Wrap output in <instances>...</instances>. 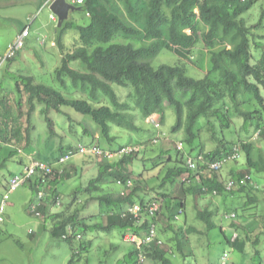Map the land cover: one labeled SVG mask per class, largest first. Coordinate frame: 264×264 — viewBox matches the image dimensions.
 Returning a JSON list of instances; mask_svg holds the SVG:
<instances>
[{
  "label": "trees",
  "instance_id": "16d2710c",
  "mask_svg": "<svg viewBox=\"0 0 264 264\" xmlns=\"http://www.w3.org/2000/svg\"><path fill=\"white\" fill-rule=\"evenodd\" d=\"M258 1L85 0L79 6V10L85 11L89 18L88 24H77L69 18L63 22L62 26L58 27L57 24V44L63 51V56L61 64L55 69L54 74L62 86L66 85V79H70L73 86H78L81 90L88 92L92 100L70 98L52 86L36 82L33 75L20 74L15 78L16 91L21 96L23 93L28 95L30 112L27 114L26 138L30 139L29 143L32 142L30 133L35 130L31 112L36 109V102L45 105L41 113L45 115L50 134L57 135L55 122L49 116V112L51 110L62 112L64 106L74 109L83 116H89L100 129V136L95 139L94 135L82 126L85 134H90L92 140L98 141L97 144L89 146H97L103 151V154L93 156L99 159L100 169L98 175L88 182L84 192L90 195V198H95L98 201L99 205L104 208L103 212L106 216L111 212L117 215L108 216L109 225L104 230L110 232L116 228L123 232L122 236L131 233L143 239L148 234L151 224H156V239L151 242L142 241L141 244L134 242L133 249L125 256L122 264L138 263L141 254L144 255L142 264H148V261L154 264L157 262L159 264H176L170 255L174 256L176 253L185 257L194 255V251L190 248L189 252L185 251V246L188 243V236L192 232L198 231L197 227L174 224L180 214L186 213V196L190 193L195 197L207 194L227 197L238 193H247V202L243 203L244 207L257 209L258 196L251 195V192H258L260 189L254 183L252 175L254 172H264V148L258 147L253 141L232 140L227 136V131L230 134L234 133L232 119L238 116L243 119L246 129L253 127L254 132L261 130L259 139L264 142V95L262 93L264 89V37L255 34L253 30L257 25L249 26L244 17V14ZM263 20L264 7L260 22ZM67 29L76 30L79 33V39L75 49L65 52L64 33ZM187 30H191V32L189 33ZM118 35L143 43L140 46H135L132 42L112 43L107 47L102 45L111 43ZM200 41L204 43L210 54L207 72L203 78L197 79L188 75L183 64H161L158 67H153L151 64V60L157 57L163 49L186 57L187 54L193 52L194 47ZM256 53L260 55V58L255 56ZM15 59L16 57L10 59V62ZM74 62H81L84 71L74 69L72 67ZM193 62L197 63L194 60ZM202 67L203 63L199 68ZM114 84L127 88L133 87V91L129 88L131 95L128 96V99L133 97V105L146 120L153 119L152 117L156 113H160L163 122L166 106H172L177 114V120L172 130L177 132L184 129L186 133L184 143L191 151L197 148V156H201L204 161L199 162V171L194 173L187 165V154H185L183 142L182 149L178 148L177 144L176 158L169 150H167L168 152L159 151L155 155L159 158L148 157V162H152L149 163V166L144 164L145 170L153 171L160 166L167 168L162 182L159 184L160 187L165 184L175 185L186 174L191 184L186 185V181L181 182L178 189L180 198L175 204L167 199V193H160L166 212L160 210L155 215L144 212L140 221L129 213L128 209L135 203L145 206L149 201L139 194L142 181L134 183L129 165L137 158L141 152L139 146L144 143L134 144L130 138V142L127 144L113 146L121 136L114 135L112 131L113 125L130 132L141 131L142 128L135 123L136 115L131 112L134 110L131 109V102L129 100L120 101L119 95L113 87ZM0 88L6 92L3 86ZM178 91L184 95L189 94V96L183 100L179 98ZM101 98H103L102 102ZM8 99H10L9 96L0 95V139L7 144L15 143L14 151L11 153L13 155L14 152H19L15 145L16 139H19V129L16 123L20 114L10 117L11 113L6 107ZM16 103L17 109L22 108L20 99H17ZM214 119L217 122L213 121ZM153 120L155 128H160L161 124L157 119ZM216 124L220 127L221 133H217ZM10 125H12V132L9 130ZM205 128L212 133L211 140L215 143V148L209 152L202 150L201 145L204 144L202 136ZM100 138L111 143L108 149H103L100 146ZM29 143L23 150L27 153L26 158L35 154V149L32 150ZM128 147L133 148L132 152H125L121 158L110 157L106 154V152L117 153ZM75 148L74 145L61 146L59 156L55 159L56 162ZM235 148L240 156L242 153L245 154L246 167L234 173L232 178L236 182L232 188H228L219 171L203 173V170L207 169L211 162L226 160L236 152ZM163 155L167 157L164 159ZM36 158L38 157H34V159ZM40 161L50 165L56 163ZM231 161L235 162L238 159L230 158L229 161H225L223 168ZM168 163L175 164L170 166ZM27 164L28 162L25 163V165ZM63 168H65L64 164L55 166L53 174L55 180L52 181V187H54L53 184L55 187L57 186L59 177L70 179L68 173L61 174L59 172V169ZM197 174L200 176L199 179ZM139 176L143 178V174ZM119 180L126 183L132 181L134 185L129 193H122L123 190H126L124 188L116 192H107L106 184L112 181L115 187H119ZM31 188L34 190L35 185H31ZM54 191L56 192L58 189ZM95 192L96 195H94ZM79 195L80 191L77 190L73 199H78ZM226 199L224 198V200ZM42 211L44 212L43 208ZM218 212L220 213L218 207L217 210L208 208L198 210L197 217L206 223V231L220 227L213 219ZM237 216L236 213L235 217H229V215L225 217L235 219ZM164 218L169 222L168 225L165 224ZM58 223L64 225V229L68 224H71L77 233L78 231L86 233L88 230L100 229L97 223L90 225L74 214H67L66 219ZM232 226L234 229H231L236 231V224L233 223ZM168 227L174 229V236L164 240L159 236V232L167 233ZM220 228L221 232L225 233L224 227ZM247 240L252 241L255 245L259 243L258 237H253L251 232L245 239L239 235L235 239L226 236V241L240 251L244 250ZM66 241L73 245L72 238ZM164 241L169 242L171 247L166 248ZM91 246V241H83L79 247L80 252H86ZM80 252L74 253L68 264L73 263L76 255L81 256Z\"/></svg>",
  "mask_w": 264,
  "mask_h": 264
},
{
  "label": "rangeland",
  "instance_id": "374dc122",
  "mask_svg": "<svg viewBox=\"0 0 264 264\" xmlns=\"http://www.w3.org/2000/svg\"><path fill=\"white\" fill-rule=\"evenodd\" d=\"M263 7L264 0H259L244 14V17L249 26L257 25L253 32L264 37V20L260 22ZM52 14L50 6L44 5V0H0V55L5 54L18 32L26 25H30V35L24 48L19 51L13 62H10V60L4 62L0 69V81H2L0 86H3L6 90V92L0 90V94L7 95L10 98L6 102V107L11 113L10 117L14 114L15 116L20 114L16 123L19 129V139H16L15 146L18 147L19 152L21 151L20 153L14 152L11 156L9 144L0 139V205L3 195L6 193V179L9 180L11 178L12 172L18 171L21 167L24 168L21 163L26 161L27 153L23 152V150L30 142V139L26 138L27 114L30 112L28 95L23 93V96H21L16 91L15 78L20 74L33 75L36 82L52 86L70 98L77 97L92 100L88 92L81 90L78 86H73L70 79H66V85L62 86L55 78L54 72L61 64L63 51L57 44L56 28L58 21L51 18ZM69 20L81 25L89 23V18L86 16L85 11L81 9L71 10L69 12ZM78 39L79 33L76 30L67 29L64 33L65 52L75 49ZM43 41L44 43H42ZM130 42L134 43L135 46H140L143 43L139 40L118 35L111 43L102 45L107 47L112 43L123 44ZM209 56L207 48L200 41L194 47L193 52L189 55L187 54L186 57H181L174 52L163 49L157 57L151 60V64L153 67H158L161 64H183L187 69L188 75L200 79L207 72ZM255 56L260 58L258 53ZM193 60L197 61V63L193 62ZM202 63L203 67L199 68ZM72 67L76 70L84 71V66L81 62L72 63ZM113 87L117 91L120 101L129 100L131 102V109H134L131 112L136 115L135 123L142 128L141 131L130 132L113 125L112 133L121 136L114 142L113 146L127 144L130 142V138H132L131 140L134 144L144 143V145L139 146L141 152L137 155V158L129 165V171L132 172L131 176L134 183L139 180L142 181L139 194L150 202L156 198L162 200L163 197L160 193H167V199L172 204H175L180 198L178 189L183 179L180 178L175 185L165 184V186L160 187L159 184L162 182L167 168L160 166L153 171H148L145 170L144 166V164L149 166V163L152 162H148V157L159 158L155 155L161 150H165V152L169 150L176 158L177 144L179 142L184 143L186 133L184 129L177 132L172 130L177 120L175 109L172 106H166L163 122L161 121L162 115L156 113L152 118L157 119L161 126L160 128H155L154 123L143 118L139 113L140 111L133 105V97L128 99V96L131 95L130 89L133 91L132 86L129 89L114 84ZM177 93L179 98L183 100L189 96V94L184 95L181 91ZM262 93L264 95V89ZM17 99H20L22 103V108L20 109L16 108ZM36 103V109L31 112L35 130L30 133L32 142L29 143L32 146L31 149H35V154H31V157L27 158L29 159L27 162L30 161L32 156L38 157L36 158L37 160L56 162L55 159L59 156V148L61 146L97 144L98 141L92 140L90 134L92 133L94 138L97 139L96 137L100 136L101 131L89 116H83L66 106L62 108V112L51 110L49 116L55 122L57 134L53 135L50 134L45 115L41 113L45 105ZM213 121L217 122L216 119ZM82 126L86 127L90 134H85ZM232 126L234 133L230 134L227 131V136L230 139L253 141L258 147L264 148V142L261 139L252 140L254 128L249 127L246 129L242 118L233 117ZM216 131L221 133V129L217 124ZM211 134L206 128L204 129L202 136L204 144L201 145L202 150L205 152L215 148V143L211 140ZM99 142L103 149H108L111 145L104 138H100ZM184 148L185 154H191L194 158L197 157V148L191 151L185 143ZM163 157L165 159L167 156L163 155ZM21 160L22 162L19 163ZM98 160L91 155H74L64 164L65 168H63V174L68 173L70 179L59 177L57 180V186H59L58 194L61 199L60 205L55 210L64 211L66 208L69 214L78 216L80 220L84 219L90 225L97 223L100 227V229L96 228L86 233L78 231V233L83 235L84 241H91L92 246L86 252H82L81 256L76 255L72 264H122L125 256L134 247V243L126 240L125 236H122L123 232L119 229L113 228L110 232L104 230L109 225L108 216L117 215L111 212L110 215L106 216L103 212L104 208L99 205L98 201L95 198H90V195L84 192L88 182L98 175L100 169ZM169 164L171 166L175 163ZM243 167H246L244 153L241 154L238 161L228 162L219 174L227 182L233 179L234 173H237ZM140 173L143 174L145 179L139 176L141 175ZM252 177L255 180L254 183L260 189L258 192H251V195L258 196L256 210L244 207L243 203L247 202V193H238L227 197L212 194L195 197L191 193L186 196V213L180 214V217L175 219L174 224L178 226L194 225L197 227L198 231L192 232L188 236V243L185 246V251L188 250L189 252L190 248L194 251V255L186 257L180 253H176L174 256L170 255L173 262L176 264H223L222 257L227 252L229 254L227 264H264V172H254ZM234 181L236 182V180ZM185 183L186 185L191 184L188 180ZM53 186L55 188L54 184ZM106 186L108 187L106 189L108 190L107 192H116L122 188L120 186L115 187L112 181H109ZM77 190L80 191L79 200H74ZM96 194L95 192L94 195ZM35 195L30 183L24 184L10 193L6 211L3 215L4 220L0 225V264H68L73 258L76 249L80 247V242L83 241L81 239H78L79 241L81 240L80 242L74 241L73 246L62 239V235L67 229H64V225L56 222L57 218L55 216L46 212L42 216H37L30 211V205L37 202ZM224 198L227 199L224 200ZM50 203L56 205L53 201ZM162 205L160 210L166 212L164 203ZM217 207L220 213H216L213 219L218 226L224 227L225 233L221 232L220 227L206 231V223L197 217L198 210L205 208L217 210ZM232 212L237 213V218L230 219L225 217ZM164 221L166 225L169 224L167 219L164 218ZM233 223L237 226L235 228L236 231L233 230ZM246 226L250 227L247 228ZM174 232V229L168 227V232H159V236L165 240L170 236H174ZM249 232H251L253 237H258L259 243L255 245L252 241L247 240L243 251L238 250L226 241V236L233 238L235 233L245 239ZM168 246L171 247V244L165 242V247L168 248ZM148 262V264H154L151 261ZM156 264H159V262Z\"/></svg>",
  "mask_w": 264,
  "mask_h": 264
},
{
  "label": "built area",
  "instance_id": "2783aa9c",
  "mask_svg": "<svg viewBox=\"0 0 264 264\" xmlns=\"http://www.w3.org/2000/svg\"><path fill=\"white\" fill-rule=\"evenodd\" d=\"M54 1L55 0H45L44 5L50 6ZM67 1L73 4L74 6L77 5L76 7H79L85 2V0H67ZM51 18L55 21H58V16L55 13L51 15ZM187 32H190V30H187ZM29 35H30V25H27L26 27L22 28L20 32H18L15 40L9 45L5 54L0 55V69L4 62H7L10 59L16 57L18 52L24 48V46L27 43V38ZM42 43H44V41ZM149 121L154 122L153 119H149ZM157 126H159V124H157ZM260 135H261V130L255 131L253 134L252 140L253 139L257 140L258 138H260ZM178 148L180 149L183 148L182 142L178 143ZM132 150L133 148L128 147V148H123L117 153L106 152V154L110 157L121 158V156H123L125 152L130 153L132 152ZM77 154L97 156V155L103 154V151L97 146L79 144L76 146L74 150H70L65 155H63L54 165L53 164L50 165L46 162L34 159V157L30 158V161L28 162V164L24 165L22 172L13 174L11 178L9 179V181L7 182V187L5 189L6 193L3 195V200L0 205V225L4 220L3 213L5 211L7 201L10 197V193L18 189L24 184L30 183V185H35L34 190L36 192L35 196H36L37 202L32 203L30 205V211L33 212L35 215L42 216L40 207L44 204V200H46V198L50 195H54L52 197L54 202H57V204H59L61 198L59 195L54 194V190H53L54 188L52 187V181L55 180L54 175H53L54 168L58 164L60 165L65 164L66 162H68V160H70L74 155H77ZM230 158L236 159V160L240 158V154L237 152V149H236V152L233 155L229 156L226 160L211 162L208 165L207 169L203 170V173H208V171H216V172L219 171L220 172V169L223 168L225 161H229ZM200 161H203L201 156L199 157L197 156L196 158L190 155L187 156V165L188 167L191 168L192 171H194V173H198ZM59 172L63 174L64 169H59ZM197 178L198 179L200 178L199 174H197ZM182 179L184 181L189 180L187 178V175L183 176ZM118 183L122 184L121 180H119ZM234 183H235L234 180H230L227 183V187L232 188L234 186ZM125 186L127 188H130L132 186V181H128L127 184H125ZM49 189H50V193L48 194ZM160 209H161L160 201L154 200V201L148 202V204H146L145 206H143L141 203H135L129 207L128 212L133 214L134 217L138 221H140L142 219V215L144 214V212H148L150 213V215H155L156 213H158V211H160ZM235 216H236L235 212L234 213L232 212L229 215V217H235ZM237 236L238 234L235 233L233 238L235 239L237 238ZM156 237H157V229H156V224L154 223L151 224L148 234L143 239H141L140 237L136 235H132V234H128L126 236L127 239L133 242H136V243H140V244L142 241L151 242L155 240ZM228 256L229 254L225 252L222 257L223 264H227ZM143 261H144V255L141 254L140 261L136 264H142Z\"/></svg>",
  "mask_w": 264,
  "mask_h": 264
},
{
  "label": "crops",
  "instance_id": "0c3cea01",
  "mask_svg": "<svg viewBox=\"0 0 264 264\" xmlns=\"http://www.w3.org/2000/svg\"><path fill=\"white\" fill-rule=\"evenodd\" d=\"M45 1V0H44ZM1 95V94H0ZM11 128H12V125H10V132H12V130H11ZM9 144V143H8ZM9 147H10V155H11V153H13L12 151H14V146H13V144H9ZM12 156V155H11ZM26 160L28 161L29 159H27L26 158ZM27 161H24L23 163H21V162H19V163H21V165L23 166V165H25V163L27 162ZM23 167H21L18 171H14V172H12V175L13 174H17V173H19V172H21L23 169H22ZM80 169V168H79ZM76 170H78V169H76ZM7 182H8V179H6V184H5V188H6V185H7ZM58 187L59 186H56L53 190H55V189H58ZM122 188H124V187H122ZM124 189H126V188H124ZM121 190V189H120ZM59 193V189H58V191H54V194H56V195H59L58 194ZM156 200H158V201H160V203H161V206H162V204H163V199L162 200H159L158 198H156L155 199V201ZM51 201H54L53 200V198L52 197H50V196H48L47 197V199L45 200V202H44V205H43V209H44V212H46V213H49V214H51V215H53V216H55L56 218H57V220H56V222H60V221H64L65 219H66V217H67V214H69L68 212H67V209L65 208V210L64 211H59V210H55L59 205H60V203L59 204H56V205H52V203H50ZM6 211V210H5ZM62 218H61V217ZM68 225H71V224H68ZM66 231H69V229H68V226H66ZM88 231H90V230H88ZM87 231V232H88ZM75 234H77V231L75 232Z\"/></svg>",
  "mask_w": 264,
  "mask_h": 264
},
{
  "label": "water",
  "instance_id": "95a60500",
  "mask_svg": "<svg viewBox=\"0 0 264 264\" xmlns=\"http://www.w3.org/2000/svg\"><path fill=\"white\" fill-rule=\"evenodd\" d=\"M50 9L58 16V27H60L69 18V12L71 10H79V7L74 6L67 0H55L50 5Z\"/></svg>",
  "mask_w": 264,
  "mask_h": 264
},
{
  "label": "clouds",
  "instance_id": "9594fccd",
  "mask_svg": "<svg viewBox=\"0 0 264 264\" xmlns=\"http://www.w3.org/2000/svg\"><path fill=\"white\" fill-rule=\"evenodd\" d=\"M190 32H191V30H190ZM189 32V33H190ZM149 119H151V118H149ZM148 119V120H149ZM149 122H151V121H149ZM190 155V154H189ZM188 156V155H187ZM187 156H186V158H187ZM191 156V155H190ZM22 172V171H21ZM230 180H233V179H230ZM9 181V180H8ZM131 181V180H130ZM184 181V180H183ZM122 182V184H120V183H118V185L120 186V187H124V188H126V190H123L122 191V193H124V192H127V193H129V191L131 190V188L133 187V183H132V186L130 187V188H127L126 186H125V184H127L126 182H123V181H121ZM227 183L228 182H225V184H226V186H227ZM31 186V185H30ZM6 187H7V185H6ZM54 195H50V197H53ZM10 198V197H9ZM47 199V198H46ZM9 200V199H8ZM44 202H45V200H44ZM54 202V201H53ZM56 204H57V202H55ZM44 205V204H43ZM43 205L40 207V210H41V212H42V214L44 213L43 211H42V207H43ZM5 210H6V208H5ZM4 213H5V211H4ZM4 213H3V215H4ZM33 213V212H32ZM4 218V217H3ZM68 226V229H69V231H66L63 235H62V239L63 240H68L69 238H72L73 239V243H74V241H79L78 239H81V240H83V235L82 234H75V232H76V230H75V228L72 226V225H67ZM128 234H131V233H126V235H124L125 236V239L126 240H128V241H131V240H129V239H127L126 238V236L128 235ZM79 236V237H78ZM123 236V237H124ZM238 237V236H237ZM77 239V240H76ZM80 240V241H81ZM79 241V242H80ZM84 241V240H83ZM83 241H81L80 242V244L83 242ZM131 242H133V241H131ZM134 243V242H133ZM92 244V243H91ZM73 246V245H72ZM76 252H80V249L78 248V249H76ZM75 252V253H76ZM82 252H80V254H81Z\"/></svg>",
  "mask_w": 264,
  "mask_h": 264
}]
</instances>
